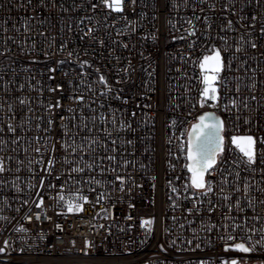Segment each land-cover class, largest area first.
<instances>
[{
  "label": "built area",
  "instance_id": "1",
  "mask_svg": "<svg viewBox=\"0 0 264 264\" xmlns=\"http://www.w3.org/2000/svg\"><path fill=\"white\" fill-rule=\"evenodd\" d=\"M122 8L0 0V264H264V0ZM204 113L223 123L211 192L185 167Z\"/></svg>",
  "mask_w": 264,
  "mask_h": 264
},
{
  "label": "snow or ice",
  "instance_id": "2",
  "mask_svg": "<svg viewBox=\"0 0 264 264\" xmlns=\"http://www.w3.org/2000/svg\"><path fill=\"white\" fill-rule=\"evenodd\" d=\"M134 2V0H133ZM103 6L109 9H115L116 11H122V0H101ZM95 7V5H93ZM255 47V45H253ZM223 67L220 51L217 49L214 53L209 56L205 55L200 62V68L205 71L203 76V83L205 85L203 89L204 94H212V99H216L214 93L216 92V87L214 86V81L217 80L218 73ZM207 73H213L211 75ZM101 81H104V77H100ZM83 99V97H79ZM211 114H205V116ZM205 116L200 117V122L193 125V131L189 134L188 145H187V159L190 163L186 164L185 167L191 173L190 181L191 187L194 189H202L205 192H211L212 188L206 184L205 173L217 164V156L219 153L223 152V136L220 134L222 129V122L216 121L214 123H206ZM262 143H264V138H261ZM231 143L236 145L240 152L246 157L247 163L252 164L256 160V138L252 135L244 136H233L231 138ZM39 151V149H37ZM53 163L49 161V164ZM5 169L3 163L0 162V172ZM118 180H122L123 177L117 176ZM43 182L41 181V184ZM187 190V188L185 189ZM173 192L177 190L172 189ZM81 200H87V197H79ZM63 199V196H60ZM27 203V201H25ZM40 203H43V198L40 197ZM69 212L81 211L82 205L76 203L73 200L66 202ZM39 207V205H37ZM191 212V209H188ZM39 219V215H37ZM143 224H151V220L143 221ZM251 231V230H250ZM229 240H234V237L229 236ZM251 239V237H247ZM7 244V241H5ZM230 247L242 250L243 252H249L252 249L246 247L244 243H233ZM4 251V248H0V252ZM232 264H236L233 261Z\"/></svg>",
  "mask_w": 264,
  "mask_h": 264
},
{
  "label": "water",
  "instance_id": "3",
  "mask_svg": "<svg viewBox=\"0 0 264 264\" xmlns=\"http://www.w3.org/2000/svg\"><path fill=\"white\" fill-rule=\"evenodd\" d=\"M205 114H211V115L205 116ZM201 116H205V122L206 123H214L216 121H221L222 122L221 118L219 116H217L216 114H214V113H204ZM200 117H199V120L196 123H194L193 125L198 124L200 122ZM193 125L190 128L189 134L193 131ZM189 134H188V139H189ZM220 134L223 136V123H222V129H221V133ZM188 163H190V162L188 161ZM206 173H205V175H206ZM189 174H190V177H191V173L190 172H189ZM236 250H239V249H236Z\"/></svg>",
  "mask_w": 264,
  "mask_h": 264
},
{
  "label": "flooded vegetation",
  "instance_id": "4",
  "mask_svg": "<svg viewBox=\"0 0 264 264\" xmlns=\"http://www.w3.org/2000/svg\"><path fill=\"white\" fill-rule=\"evenodd\" d=\"M197 121H198V120H197ZM197 121H196V122H197ZM196 122H195V123H196ZM193 124H194V123H193ZM193 124H192V125H193ZM192 125H191V126H192ZM190 128H191V127H190ZM190 128H189V130H188L187 138H186V156H187L188 134H189ZM218 155H219V154H218ZM217 157H218V156H217ZM187 164H188V159H187ZM187 170H188V169H187ZM188 172H189V171H188Z\"/></svg>",
  "mask_w": 264,
  "mask_h": 264
},
{
  "label": "rangeland",
  "instance_id": "5",
  "mask_svg": "<svg viewBox=\"0 0 264 264\" xmlns=\"http://www.w3.org/2000/svg\"><path fill=\"white\" fill-rule=\"evenodd\" d=\"M214 52H210V53H208L207 55H209V56H211L212 54H213ZM205 72V71H204ZM207 74H209V75H211V74H213V73H207ZM219 74V73H218ZM218 78V77H217ZM217 81V80H216ZM216 81H214V83L216 82ZM211 96H212V94H210ZM236 146V145H235ZM237 147V146H236Z\"/></svg>",
  "mask_w": 264,
  "mask_h": 264
},
{
  "label": "trees",
  "instance_id": "6",
  "mask_svg": "<svg viewBox=\"0 0 264 264\" xmlns=\"http://www.w3.org/2000/svg\"><path fill=\"white\" fill-rule=\"evenodd\" d=\"M189 182H190V184H191L190 177H189Z\"/></svg>",
  "mask_w": 264,
  "mask_h": 264
}]
</instances>
